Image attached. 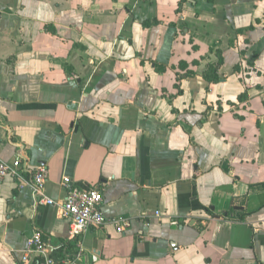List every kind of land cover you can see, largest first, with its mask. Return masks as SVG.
<instances>
[{"label": "crops", "instance_id": "obj_1", "mask_svg": "<svg viewBox=\"0 0 264 264\" xmlns=\"http://www.w3.org/2000/svg\"><path fill=\"white\" fill-rule=\"evenodd\" d=\"M16 158L56 203L99 188L132 225L72 239L7 178L0 264H40L23 261L37 231L56 259L264 264V0H0V159Z\"/></svg>", "mask_w": 264, "mask_h": 264}, {"label": "built area", "instance_id": "obj_2", "mask_svg": "<svg viewBox=\"0 0 264 264\" xmlns=\"http://www.w3.org/2000/svg\"><path fill=\"white\" fill-rule=\"evenodd\" d=\"M27 168L21 158L12 161L0 159V183L7 178H13L20 183L21 189L28 185L31 186L39 204L59 207L61 218L69 223L72 239H76L90 229H100L108 223L112 224L119 233H123L131 227L132 223L129 219H108L105 216L102 209L104 196L99 188H71L65 200L56 203L45 192L49 178L48 170L44 166H38L31 173L29 179ZM64 182L69 184L70 180L65 179ZM53 250L50 241L45 238L42 232L37 231L27 241L23 261L27 262L30 256H37L40 259V264H95L98 261L97 256L92 257L90 261L81 247L77 249L74 255H67L62 259L54 258Z\"/></svg>", "mask_w": 264, "mask_h": 264}, {"label": "trees", "instance_id": "obj_3", "mask_svg": "<svg viewBox=\"0 0 264 264\" xmlns=\"http://www.w3.org/2000/svg\"><path fill=\"white\" fill-rule=\"evenodd\" d=\"M207 79H209L210 81H217L218 77H217L216 73H214V72L212 73L211 72V75H208Z\"/></svg>", "mask_w": 264, "mask_h": 264}]
</instances>
